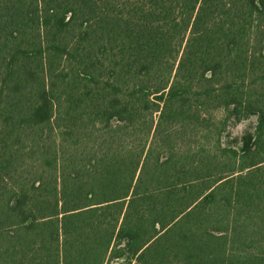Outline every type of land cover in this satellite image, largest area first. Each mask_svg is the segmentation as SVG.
Listing matches in <instances>:
<instances>
[{
	"label": "trees",
	"instance_id": "1",
	"mask_svg": "<svg viewBox=\"0 0 264 264\" xmlns=\"http://www.w3.org/2000/svg\"><path fill=\"white\" fill-rule=\"evenodd\" d=\"M0 264H264V0H0Z\"/></svg>",
	"mask_w": 264,
	"mask_h": 264
},
{
	"label": "rangeland",
	"instance_id": "2",
	"mask_svg": "<svg viewBox=\"0 0 264 264\" xmlns=\"http://www.w3.org/2000/svg\"><path fill=\"white\" fill-rule=\"evenodd\" d=\"M223 114H224L223 111L216 113V115L218 116V119H221ZM254 122H255V117L252 116L249 119H246V120L236 124L234 126V128L232 129L233 134L236 135L237 137H239L243 133V131L248 129L249 127H251Z\"/></svg>",
	"mask_w": 264,
	"mask_h": 264
}]
</instances>
